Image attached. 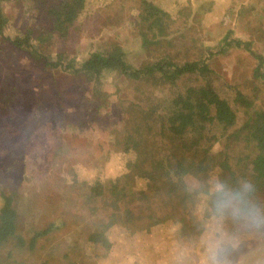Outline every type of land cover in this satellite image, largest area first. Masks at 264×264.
<instances>
[{
    "label": "rangeland",
    "instance_id": "rangeland-1",
    "mask_svg": "<svg viewBox=\"0 0 264 264\" xmlns=\"http://www.w3.org/2000/svg\"><path fill=\"white\" fill-rule=\"evenodd\" d=\"M141 1L167 13L169 36L160 47L141 49L136 17ZM33 6L40 3L5 1L11 25L7 34L23 23L45 26ZM235 40L249 43L264 59V0H88L67 38L51 44L81 60L114 42L134 67L162 54L178 62L205 60L222 98L231 103L238 90L264 110V80L253 79L256 61L236 48ZM192 83L196 84L188 79L153 88L152 93L136 90L149 89L145 82L114 75L101 84L92 83L81 75L51 70L0 39V194L15 193L19 232L26 240L52 224L49 235L37 239L33 249L13 251L10 244L1 249L0 264H201V240L213 223L211 190L217 181L228 186L231 178L225 182L217 168L208 178L183 176V192L191 196L185 206H169L170 212L166 191L129 170L133 155L114 147L130 119L122 107L145 109L157 101L168 105L177 90ZM241 111L235 129L247 118ZM230 132L211 128L210 154L223 149ZM154 144L160 159H170L164 155L170 151L166 140L156 136ZM117 180L124 194L119 198L110 192ZM95 187L105 196L96 197ZM176 196L175 191L173 202ZM250 201L264 215V193L257 190ZM112 214L121 220L103 233L99 230L97 243L86 242L94 226L108 224ZM158 216L162 219L155 223ZM128 218L132 222H126ZM224 226L237 236L236 247L229 251L232 264H264V226L231 220ZM9 249L11 257L6 256Z\"/></svg>",
    "mask_w": 264,
    "mask_h": 264
},
{
    "label": "trees",
    "instance_id": "trees-1",
    "mask_svg": "<svg viewBox=\"0 0 264 264\" xmlns=\"http://www.w3.org/2000/svg\"><path fill=\"white\" fill-rule=\"evenodd\" d=\"M5 1L0 0V39L51 70L59 69L72 75H81L98 84L114 75L115 78L121 77L139 84L145 82L150 86L149 89L136 88L139 93H152L153 88L176 86L180 81L188 79L196 83L177 90L168 105H160L157 101L151 102L145 109L133 104L132 107H122L127 109L130 119L125 126L126 132L116 136L114 147L125 154L133 155V160L127 164L129 170H133L143 179L146 177L153 180L158 189L166 191V198H170L165 202L168 207L166 210L171 212L169 206L175 203L185 206L186 200L191 196L183 192V176L207 174L208 178V173L213 168H217L219 176H223L225 182L231 178L232 182L227 186L230 189L243 190L247 183L251 185L249 198H253L257 190L264 193V110L256 107L253 99L235 90L236 88H233L235 93L231 103L222 98L212 85L211 71L205 60L178 62L173 56L162 54L134 67L124 60L121 48L114 42L101 50L90 52L84 59L75 60L74 55L68 54L66 49L57 48V45L53 48L51 43L54 39L62 41L67 38L76 19L87 8L88 0H36L40 6H33V9L41 12L45 26L26 27L23 23L11 35L7 34L11 25L5 12ZM136 17L141 25V49L160 47V42L169 36L165 20L167 13L151 2L141 1ZM232 43L255 59L256 66L251 73L253 79L264 80L263 57L255 54L247 42L235 40ZM210 57L209 55L207 58ZM239 109H242L241 112L247 118L235 129ZM137 116L141 120L135 121ZM214 126L221 127L225 133L231 130L225 137L223 149L216 155L210 154V146L207 145L211 139L207 134ZM156 136L170 145V151L164 154L170 159L162 160L159 153H155ZM147 148L150 152H145ZM120 185L121 182L117 180L110 189L117 198L124 195ZM118 186L119 190L116 189ZM94 190L96 197L105 196L99 188L95 187ZM175 191L177 196L173 202L171 198ZM171 192L173 194L169 197ZM14 197L15 193L11 192L8 194L2 191L0 194V250L8 244L13 251L24 247L33 249L37 239L49 235L52 224L46 230L33 232L26 240L19 232ZM121 217L112 214L107 220L108 224L100 222L98 226H94V233H89L85 241L97 243L99 230L103 233L107 227L119 222ZM158 217L153 222L158 223L162 219ZM126 222L132 220L128 218ZM180 222L183 223L184 219ZM11 249L7 250V257H11Z\"/></svg>",
    "mask_w": 264,
    "mask_h": 264
},
{
    "label": "clouds",
    "instance_id": "clouds-1",
    "mask_svg": "<svg viewBox=\"0 0 264 264\" xmlns=\"http://www.w3.org/2000/svg\"><path fill=\"white\" fill-rule=\"evenodd\" d=\"M250 192L251 185L247 183L243 190L230 189L220 181L214 184L210 209L213 223L201 240L204 249L201 264H232L229 251L238 241L235 233L224 226L226 220L245 226H264V215L251 203Z\"/></svg>",
    "mask_w": 264,
    "mask_h": 264
}]
</instances>
